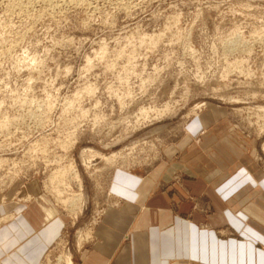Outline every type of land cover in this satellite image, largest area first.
Listing matches in <instances>:
<instances>
[{"label":"rangeland","instance_id":"rangeland-1","mask_svg":"<svg viewBox=\"0 0 264 264\" xmlns=\"http://www.w3.org/2000/svg\"><path fill=\"white\" fill-rule=\"evenodd\" d=\"M263 109L264 0H0V207L31 186L62 212L41 264H83L115 173L147 177L198 116L174 158L264 179Z\"/></svg>","mask_w":264,"mask_h":264},{"label":"crops","instance_id":"crops-1","mask_svg":"<svg viewBox=\"0 0 264 264\" xmlns=\"http://www.w3.org/2000/svg\"><path fill=\"white\" fill-rule=\"evenodd\" d=\"M203 119L204 126L200 116L188 125L169 160L147 177L115 173L110 192L124 202L108 206L83 264H264V195L246 196L264 192V184L257 189L264 179L245 166L221 167L214 178L213 168L200 169V161L174 158L186 157L211 128ZM12 191L0 196L12 194L13 200ZM19 194L33 200L0 207V217L14 216L0 225V264H41L60 238L65 218L38 188L28 186ZM200 202L208 203V213L199 210ZM227 231L233 236L222 237Z\"/></svg>","mask_w":264,"mask_h":264},{"label":"bare ground","instance_id":"bare-ground-1","mask_svg":"<svg viewBox=\"0 0 264 264\" xmlns=\"http://www.w3.org/2000/svg\"><path fill=\"white\" fill-rule=\"evenodd\" d=\"M263 111H264V109H263ZM94 157V156H93ZM98 157V156H97ZM112 159V158H111ZM72 169V168H71ZM81 195V194H80ZM78 197H79V195H78ZM81 197V196H80ZM75 199V198H74ZM79 199H81V198H79ZM77 203V202H76ZM75 204V203H74ZM77 206V205H76ZM75 208V207H74ZM66 264H72V262H71V260L69 259L68 261H67V263Z\"/></svg>","mask_w":264,"mask_h":264}]
</instances>
